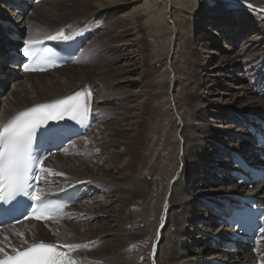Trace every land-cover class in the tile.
<instances>
[{"label":"bare ground","instance_id":"1","mask_svg":"<svg viewBox=\"0 0 264 264\" xmlns=\"http://www.w3.org/2000/svg\"><path fill=\"white\" fill-rule=\"evenodd\" d=\"M67 1L70 0H46L39 3L37 8L46 6L47 3L52 4L55 12L44 7L41 12L43 16L38 20H32V16L22 19V30L31 33L34 29L39 34L57 32L69 20L77 18L64 20L54 27H51V23H45L58 18L68 6ZM71 1H74L69 7L72 11L78 12L80 6L87 7L79 17L88 16L92 22L108 18L104 33H110L109 37L122 38L117 47L122 46L123 52L117 57L113 56L115 62H123L117 66L120 77L110 81L104 64L96 65L102 72L99 71L96 77L92 76V80L96 82V108L107 112L114 108V118L122 121V124L119 127L106 124L103 132L95 135L93 130L98 129L101 124L99 121L87 136L70 146L69 150L76 153L74 157L61 154L51 157L48 167L54 181L67 185L68 182L72 184L84 180L93 187L95 195L73 207L70 219L52 225L49 232L43 227L32 225L28 229L32 234L21 229L5 240L0 239V248H3L0 257L15 247L43 238L42 235L49 237L54 234L56 238L53 240L72 244L78 250L83 264H213V258L220 256V251L212 250L211 246L204 243L208 237L199 228L203 227L206 231H211L212 228L202 224V219L208 217V211H205V215L202 214L199 205L203 196H222L231 189H241L236 185L224 188L216 183L220 179L224 180L216 176L219 167L226 166L217 144L235 145L232 135L236 132L235 125L239 117L264 110V98L255 96L252 85L258 77L264 76V20L260 17H264V9L261 15L257 14L258 17L246 12L232 14L227 12L229 10L216 9L213 13L203 15L197 25H188L189 31L185 30L186 33L178 36L180 26L176 19L180 15L175 9L178 2L190 9L188 16L191 18L197 11L198 4H203L204 8L210 4L209 0H194V5L186 4L184 0ZM236 1L239 2L236 4L253 5L243 0ZM236 1L216 0L221 6L227 3L233 6ZM89 5L94 7L88 8ZM3 9L0 2V14ZM143 9L151 10L152 13L151 19L147 20L149 28L155 30L160 23L168 22L172 33L168 40L164 68L168 75V109L176 118L173 126L179 132V138L169 139L168 144L163 146V152L168 151L167 147L171 143L177 146L178 156L181 149L176 176L164 173L166 168L161 171L163 154L158 146L154 147L158 151L152 153L151 149L153 143H156L154 140L162 142L163 136L159 131L164 125L161 123L164 110L160 100H152L154 95L148 99L151 86L147 85V75L152 69H148L145 64L148 46L144 45V39L140 36V21L137 20ZM206 34L219 35L224 42L223 46ZM154 38L150 48L156 50L159 40ZM196 38L200 48L196 46ZM0 43L3 46L7 44L1 29ZM85 47L81 50L80 57ZM178 48L180 53L176 51ZM218 55L220 57L216 61L215 57ZM178 58L180 62L177 61L176 64ZM108 59L110 60L109 57ZM90 63L86 67H91ZM73 65H65L48 73L30 74L48 76L67 71V74L54 81L63 89L51 92L49 96L37 93L29 100L16 102L17 85L20 83L30 92L36 91L33 83L17 78L11 84L9 94L1 96L0 119H6L17 110L35 102L65 95L81 83L89 82L92 70L83 66L77 69ZM161 79L162 77L157 83H161ZM5 82L6 86L10 85L8 81ZM40 87L43 88L42 85ZM223 88V97L220 99L219 91ZM121 100L124 102L122 106L113 107ZM145 117L154 125L147 124L143 134ZM85 140L90 142L81 144ZM141 141L143 144L138 146ZM139 149H143V152ZM84 153L86 156H83ZM102 153L104 156L100 157ZM158 187L160 194H154V200L153 189ZM78 215V220H71ZM153 215L156 219L152 221ZM143 222H147V228H143ZM151 226L155 231L150 233L149 247L146 251L143 249L145 252L136 250L137 241L141 242L145 238ZM74 235L80 236L76 238ZM257 251L259 254L264 253V246ZM261 263L264 264V258Z\"/></svg>","mask_w":264,"mask_h":264},{"label":"rangeland","instance_id":"2","mask_svg":"<svg viewBox=\"0 0 264 264\" xmlns=\"http://www.w3.org/2000/svg\"><path fill=\"white\" fill-rule=\"evenodd\" d=\"M82 1L84 2V0H80V2H82ZM224 1H226V0H224ZM243 1H247L250 4H253V5H246L244 3L243 4L242 3L236 4V3H239V2L236 1L234 3L235 5H233V6H231L228 3L224 4L223 6H221V4L219 5L216 2V0H209L210 4H208L204 8H203V4H198V6H197L198 9H197V11H195V14L192 15L193 17H191V18L188 16V11L190 9L185 7L181 3H179L180 2L179 1L178 2V6L175 7V9L177 10L178 15H180V17H178L176 19L178 21L179 26H180V29H179V32H178V36L184 34V32L186 33L185 30H188L187 29L188 25L189 26H190V24L192 26L193 25H197L198 24V20L200 18H202L203 15L208 14V13L209 14L213 13L216 9H217L216 11H220L221 9L222 10L224 9L226 11L229 10L227 12L232 13V14H237L239 12H246V13H251L252 15H254V14L257 15V14L262 13V10L264 9V0H243ZM73 2L74 1H71V0L67 1L66 4L68 6H66V8L61 12L59 17L54 19V20H52V19L49 20V21L47 20V22H45V23L46 24L48 23V25H49V23H51L50 25H53L51 27H54V25H57V24L60 25V24H62V22L64 20L71 19L73 17H77V18H73V19L69 20L65 24L68 25V26L69 25L71 26L73 24H79V23H82V22L85 23L86 20H87V22L95 23L96 20L94 22H92L91 20L89 21V17L88 16H86L84 18L79 17V15L81 16L82 14L85 13L84 11H85V8H87V7L80 6V10L78 12L72 11L69 7H70V4H72ZM184 3L189 4V5H191V4L194 5L195 2H194V0H184ZM51 5L52 4L47 3L46 6L37 8L35 15L32 17V20L33 19L38 20L39 18H41L40 16H43V14L41 12L44 9V7L45 8L49 7L50 8L49 10L51 12H55V10L52 9L53 7ZM93 7H94L93 5H89L88 6V8H93ZM150 11L151 10L145 11L143 9V11H141V13H140V15H139V17L137 19L138 21H140V23H139V25L141 27L140 28V36L144 39V45H146V47L148 46L147 49H146V51L148 52V54H147L148 56L146 55V58L147 57L148 58L146 59V63L145 64H146V67L148 69H150V70L152 69L153 70V71L152 70L149 71L150 73L148 72V75H147V82H148L147 85L151 86V87L148 86V87L151 88V90L149 88L148 99L149 98L151 99V97L154 95L152 97V100H160L161 101L160 103H163L162 109L164 110V114L162 115V119L163 120L161 119V123L163 122L164 125L161 128V130L159 131L160 134H162V136H163L162 142L158 141L159 142L158 143L156 140H154V142H156V143H153V146H151V149H152V153H153V152H155L157 150V149H154V147L156 148L158 146V149L161 150V152H162V153L161 152L160 153L163 154V155L159 154V155H161V168H160L161 171L166 168L164 173H167L169 175H170V173L171 174L173 173V174H175L174 176H176L177 175L176 173L178 172L176 170L179 168V159H180V157L182 155L181 149H180L179 156H178V153H177L178 152V148H177V146L176 145L174 146V143H171L167 147L168 151L163 152V146L168 144L167 142L169 141V139L176 140V139L179 138V132H176L175 128H174L175 126H173V125H175L176 118H175V116H173V113H171V111H169V109H168V102H167V86H168L167 85V81H168L167 76L168 75L165 72L166 70L164 68L165 67V61H166V57L165 56L168 53V52H166L168 50V40L171 37L172 33H171L170 25L168 24V22L167 23L166 22L160 23L158 27L156 26V28H155L156 31L152 27L149 28V26L147 25V23H148L147 20L151 19V17H152V13ZM221 12H223V11H221ZM257 17H258V15H257ZM260 17H261L262 20H264L263 16H260ZM107 19L108 18H103L102 20H104V21H106L108 23ZM96 22H99V21H96ZM66 25H64V26H66ZM200 25H203V23H201ZM105 30H106L105 26L103 28H100V30H98L96 32L95 40L92 43V45L90 46L91 42H89L86 45V47H85V50H86L90 46V49L88 50V54H89L91 59L86 60L84 62V64H80V65L77 64L79 62L78 61L76 64H74L72 66V67H75L77 69H79L81 66H83V67H85L87 69H91L92 70V74L89 75L88 79H90L89 82L91 81L93 86L96 85V82L94 80H92V76L96 77V75L99 73V71L102 72V70H99L96 65H103V64L106 65L104 67H105V70H107L106 71L107 78H109L110 81L112 79H116V78L120 77V75H121L120 73H117V72H119V69H117V66L121 65L123 62L120 61V60H119L120 62H118V61L115 62L113 56L117 57V55H121V53L123 52L122 46L121 47L120 46L117 47V45L121 43L122 38L121 37H116V36L109 37L108 35H110V33L108 35H106L104 33ZM212 30L213 29H211V31ZM54 31H56V30H54ZM28 33L31 36L30 38L44 37V36H47V34H50V33H47V34H42L41 33V34H39V33H36L34 29H33V31H31V33L30 32H28ZM34 33H35L36 36H34ZM51 33H53V32H51ZM206 35L214 38L216 41H218V43H220L223 46L224 42H223L222 38L220 36H218L217 34H214V35L206 34ZM153 38L156 41L159 40L156 50L150 48L151 47L150 44H151V41L153 40ZM196 40H197V38H196ZM196 44H197L196 46H198V48L201 47V45H199V40H197ZM238 44H240V42H238ZM154 50H155V52H154ZM176 51L180 53V49L179 48ZM218 53H220V52L218 51ZM153 55H155V56H153ZM108 57L110 58V60L108 59ZM111 57L113 59H111ZM151 57H156V58L152 59ZM218 57H220V56L218 55V56L215 57L216 61L219 60ZM80 59H81V57H80ZM148 59H150V60L148 61ZM108 60H109V62H108ZM179 60H180L179 58L176 60V64H177V61L180 62ZM89 62H91L89 66H91L92 68L91 67H86L89 64ZM147 64H148V66H147ZM176 64H175V66H176ZM77 65H79V66H77ZM65 74H67V71L51 73L48 76H28L27 79H24V82L33 83L36 86V91L33 90V92H30L25 86H23L22 83H20L21 84V85L19 84L20 86L17 85L16 94H17L18 98H17L16 102L29 100V98H32L37 93L39 95L49 96V94L51 92L61 91L63 88L59 84L55 83L54 81L57 80L58 78L63 77ZM111 74H112V76H110ZM161 77H162L161 83H157L158 82L157 80H159ZM64 81H65V78H63V82ZM41 85L43 86V88L40 87ZM18 87H20V88H18ZM21 87L24 89L25 92L23 91V89ZM152 89H154V90H152ZM10 90H11V88H9L8 91L6 92V94L5 93L4 94L8 95ZM154 91H156V93ZM223 91H224V88L219 91L220 92V94H219V98L220 99H222V97H223ZM157 95H159V96H157ZM156 103L157 102H155V104ZM123 104H124V102L121 100L116 105H114L113 107L117 108L119 106H122ZM0 105H1V103H0ZM113 109L112 110H108V112H107V110L105 111V110L101 109V110L105 111L106 114L103 117L104 118L103 121L100 122L101 124L99 125L98 129L97 130H93V134L98 135L99 133L103 132V129H104L106 124H112L113 126L117 125L118 127L121 126V124H122L121 122L122 121L116 120L114 118V114H115L114 112L115 111ZM149 123L151 125H154L153 122L149 121L148 117H145V122L143 123V125H144L143 126V134H145L144 131L146 129L147 124H149ZM94 137H96V136H94ZM155 138L157 139V137H155ZM89 142H90L89 140H85V141H83V143L81 142V144L86 145ZM140 143H138V146L139 145L141 146L143 144L142 141ZM81 144H79V145L81 146ZM139 151L143 152V149H139ZM83 156H86V153H84ZM103 156H104V153L100 154V157H103ZM94 157H96V156H94ZM123 158H124V156H122L121 159H123ZM154 161H156L155 158H154ZM153 164L154 163H152V165ZM150 178H151L150 180L152 181V177H150ZM157 181H159V179ZM159 182H161V181H159ZM152 183H153V181H152ZM158 189H159V187L153 189V195L155 194L157 196V194H158V196H159L160 192H159ZM155 195L152 196L154 200H155V197H156ZM154 219H156V217L153 215L152 216V221ZM158 219H160V218H158ZM138 220L140 221L141 219H138ZM141 225H143V228H147V222H143V223H141ZM153 231H155V229L151 226L149 228V231L147 232L145 238L142 239L141 242L137 241L136 245L138 246V248L136 250L144 251L143 249H145V251H146V249L149 247L148 244L150 243V238H151V234L153 233ZM42 236H43V238H48V239H52V240L56 238L54 234H52L49 237L46 236V235L45 236L42 235ZM79 236L80 235H74V237H76V238H79ZM199 245H200V243H199Z\"/></svg>","mask_w":264,"mask_h":264},{"label":"snow or ice","instance_id":"3","mask_svg":"<svg viewBox=\"0 0 264 264\" xmlns=\"http://www.w3.org/2000/svg\"><path fill=\"white\" fill-rule=\"evenodd\" d=\"M46 39L67 41L71 37L60 31L47 36ZM41 43L40 40H23L21 54L24 62L19 66L25 71L43 70L31 66V57L37 54L30 50ZM90 95L91 93H85L82 96L81 92L77 91L66 99L57 100L51 104L37 105L20 112L0 127V207H3L5 203L19 204L21 201L17 197H24L33 202L32 218H49L48 197L43 194V189L38 187L41 175L50 172L43 167V162L52 153L49 149L43 148V145L62 139L74 126L67 123L62 124L61 121L67 119L81 126H87ZM41 125H46V127L41 129L37 137V129L41 128ZM34 142H37L40 147L34 148ZM44 183L47 182L44 181ZM4 193L10 194V197ZM260 231L264 232V227ZM53 249V245L45 243L33 244L26 250L13 249L15 254L7 256L6 259L0 261V264H57L56 256L59 253L54 252ZM0 252H3V248H0ZM68 264H71V261Z\"/></svg>","mask_w":264,"mask_h":264}]
</instances>
